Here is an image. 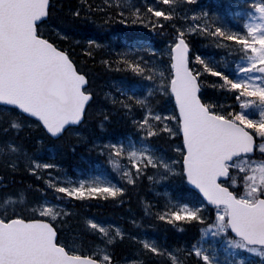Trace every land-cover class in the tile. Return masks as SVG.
<instances>
[{
    "label": "snow or ice",
    "instance_id": "obj_1",
    "mask_svg": "<svg viewBox=\"0 0 264 264\" xmlns=\"http://www.w3.org/2000/svg\"><path fill=\"white\" fill-rule=\"evenodd\" d=\"M195 6L197 0H70L67 6L64 0H0V164L9 170L0 172V185L7 188L9 175L18 170L40 180L41 170L59 169L40 159L41 149L46 141L84 140L80 129L93 110L101 129L126 117L134 136L90 144L124 183H63L49 172L46 187L37 184L36 190L124 203L128 186L136 190L145 178L166 188L179 181L185 186L179 195L164 192L162 205L143 200L144 212L162 225L180 231L195 226L200 233L187 248L170 247L88 218L85 235L99 243L81 236L79 244L92 245L86 249L65 236L71 209L61 196L50 201L42 195L33 202L23 194H5L0 195V264H189V257L196 264H253L245 253L258 254L264 264V0H240L241 29ZM88 22L172 32L164 48L111 49L97 58L99 50L108 49L102 37H85L82 44L76 39ZM193 36L239 54L235 70L226 72L227 64L193 53ZM66 42L108 71L131 72L149 83L113 80L101 101L95 77ZM208 88L225 102L214 100ZM158 97L174 98L172 110H158ZM130 222L142 227L135 218ZM125 240L134 252L118 257L115 247Z\"/></svg>",
    "mask_w": 264,
    "mask_h": 264
},
{
    "label": "trees",
    "instance_id": "obj_2",
    "mask_svg": "<svg viewBox=\"0 0 264 264\" xmlns=\"http://www.w3.org/2000/svg\"><path fill=\"white\" fill-rule=\"evenodd\" d=\"M59 3V0H57ZM70 2V0H64L65 5ZM72 3L75 2V0H71ZM97 3H100L101 0H96ZM147 2H153L152 0H148ZM200 0H197V7H201L204 10H207L209 14H217L220 16L219 13L223 17L226 16V13L228 12V9L224 7V5L220 4H213L212 1L207 2L205 4V0H201V4L199 3ZM166 7V6H164ZM220 7V8H219ZM60 15H63V12L59 13ZM222 16H220L222 18ZM124 29L123 25L119 22H111L105 25H100L99 22L92 23L88 22L86 25H83V27L80 29V35L76 37L77 40L81 41V44L83 43V39L85 37L87 38H96V37H102V42L106 43L108 45V49H101L97 53V58H99V55L101 52H104L107 54L108 50L115 49V50H122L125 48H147L148 46H153L156 48H164V38L168 37V34L172 32V29L169 27L166 29V31L162 34H156L152 31V29L144 27L142 25H127ZM171 29V30H170ZM166 35V36H164ZM198 37L196 44L193 41L194 39L191 38V50L193 53H196L198 48L201 46L204 47L205 51L209 54V56H215V57H225L228 52L226 49L217 48L215 45L209 43L207 40L203 39L202 37ZM66 47H69L70 49H75V55L74 58L81 61V66L91 73L95 77V83L98 86L97 91L99 93L100 98H102L103 92L111 90L105 85L110 84L113 80L122 79L126 83H128L129 86H131L134 83H142V84H148L147 81H140L139 77H136L131 72H122V71H108L104 68V66L98 62L94 63L91 58H86L84 53L81 52L80 46L76 45L73 42H66ZM199 46V47H198ZM203 51V50H202ZM201 52V51H199ZM145 55V58H147L146 53H141ZM237 57V56H233ZM163 61H167V56L162 57ZM163 67V65H161ZM209 80H217L215 77H212L209 75ZM219 79V78H218ZM207 92L209 95H212L214 100H219V102L224 103L225 97L221 96L219 92H217L214 89L208 88ZM174 105L172 98L169 99L168 97H158V103L155 104V107L158 110H165V111H171L172 106ZM100 117L95 115V110H93V114L89 122L84 125L82 128L85 130L87 135H90L91 133L88 130V125H91L95 130L97 126L99 125ZM101 131L104 133L105 136H108L111 138L112 136H134V129L128 122V118H121L117 117L115 120L112 121L111 124H108L105 126L104 129H101ZM37 134V131H33L32 135L35 136ZM63 144L60 146L58 154L56 158L51 160V163L58 165H64L66 167H69L70 159L67 157H64V153H69V148L74 145V139L72 137L66 138L65 140L61 141ZM59 142L56 141H46L44 147L41 149L40 153L46 146H58ZM65 149V150H64ZM84 154L88 153L89 155H94V151L88 150L83 151ZM39 153V154H40ZM44 153V152H43ZM45 154V153H44ZM93 157V156H92ZM45 158H47V155L45 154ZM75 164V163H74ZM73 164V165H74ZM9 171L8 169L4 168L2 164H0V172H6ZM40 185V187L44 188V184L41 180H36L34 176H32L30 173H28L26 170H18L14 173H11L9 175L8 179V187L4 188L2 185H0V195L5 194H23L28 200V195L31 192L39 193L36 190V185ZM151 185L149 181L145 178L143 182L139 185V187L136 190H132L130 186V191L127 194V197L124 201V203H119L117 201H114L112 198H109L107 200L103 198H97V199H88L81 201H68L66 197L63 195H58L62 197L63 202H67L68 204L73 208V211L78 214L76 221L69 222L70 225L65 230V236L70 241H76L78 243V246H82L84 248H90L92 247L91 243L89 244H79V239L81 236H85V238L89 241L96 240V237L89 235H85V224L81 221V216H91V217H97V218H104V219H110L114 220L118 224L122 225L125 229H127L130 232H139L140 228L139 226H133L127 221L120 220L121 215H125L127 217H134L138 221H140V225L144 226L147 224L146 227L149 232L155 233L156 237H158L160 240H164L169 246L181 245L186 242H192L195 240L199 235V229L195 226H185L183 231H180L178 229L173 228L170 225H162L161 222L155 221L152 217H149L145 214L144 208H143V197L146 195L148 191V187ZM172 185H175L173 188L174 193H172L173 196L179 195V191L182 186L179 181H176L175 183H172ZM173 192V191H172ZM46 197H48V191L46 192ZM52 193H50L51 197ZM153 199V198H152ZM156 201L152 202L155 205H162L165 201L164 197H158L154 198ZM129 213V214H127ZM133 214V215H132ZM73 223V224H72ZM150 224H155V227H149ZM71 225H73L71 227ZM188 228L190 230L188 231ZM189 234H194V237L191 238ZM165 236L167 238V241L165 239ZM97 243H99L98 240H96ZM182 246V245H181ZM132 246L128 244H118L115 247V253L118 257L127 255L128 251H131Z\"/></svg>",
    "mask_w": 264,
    "mask_h": 264
},
{
    "label": "rangeland",
    "instance_id": "obj_3",
    "mask_svg": "<svg viewBox=\"0 0 264 264\" xmlns=\"http://www.w3.org/2000/svg\"><path fill=\"white\" fill-rule=\"evenodd\" d=\"M152 1L154 3H159V0H152ZM208 1H214V2L225 1L229 6H232L233 14H231L230 21L234 27L242 28V23H243L244 17L242 15L241 16L236 15V13L239 11L237 5L240 3V0H207V2ZM138 2L143 4L145 2V0H138ZM195 7H197V6H195ZM123 28L127 29L125 25H123ZM164 36H166V35H164ZM192 38L194 39L193 41L196 44L198 37L193 36ZM166 39L167 38L165 37L164 41H166ZM164 45H165V42H164ZM197 45L198 44H196V46ZM199 51H201V52H199ZM196 53H200V54H203L205 56H209V54L205 51L204 47L201 46V44H200V47L198 48ZM235 55L239 56V54H237V53H232L231 55H229V54L226 55V58L223 59L219 55V57L218 56L215 57V60L218 61L221 65H224V64L228 65L226 72H233L235 70V63L237 60L236 59H230L229 60V58H231ZM215 78L218 79L217 77H215ZM120 80H122V79H117L116 81H120ZM145 85H147V84H145ZM100 99H101V101H103V95H102V98H100ZM88 130L91 133L90 135H87L85 130H83V129L80 130L84 140H81L78 142V138L73 136L74 137L73 138L74 139V145L69 148V150H70L69 153H67V154H66V152L64 153V157L69 158L70 159L69 162L72 163V164H70L69 167L61 165L59 169H43V170H41L42 172L45 173V175L40 180L42 181V183L44 184L45 187H46V185L44 183V180L48 179L47 173H49V172L52 173V178L59 176L60 182H63V183H68V182L78 183L80 180H84L86 183V186H87V185L92 184V183H104L107 181H111L113 183V181H114L113 178H117L118 183H124L122 180H120L118 174L113 171L112 165H110L109 163H105L104 159L106 158V155H101L95 149L90 148V144L94 139H104V133L101 131V128L99 127V125L97 126L96 130L91 125H88ZM73 148L75 150H73ZM77 149L78 150H92V151H94V152H92V153H94V155H92L93 157L90 156V158H92L94 160L98 159V161L92 162V160L89 157L85 156L83 152H80L79 158H80L81 162H84V164L78 165L79 159L77 156ZM57 153H58V148H54L53 150H51L52 156H56ZM39 157L42 161L51 163V160L48 157L45 158V154L43 153V151L39 154ZM74 171H76L77 174L75 176H72L71 173ZM114 183H116V181H114ZM128 187L130 189V186H128ZM170 190H171L170 187L166 188L163 184L154 185L152 183V185H149L148 191H147L146 195L143 197V200L155 202L156 200L154 198H158L162 193H164L166 191H170ZM157 193H159V195ZM42 195L43 194H41V193L37 194L36 192H31L28 195V201L34 202L37 198L41 197ZM85 198H89V197L86 196ZM68 199L70 201H73L74 198H68ZM127 214H129V213H127ZM77 216H78V214L73 211V212H71V216L68 218H69L70 222H72V220L73 221L79 220V219L75 218ZM88 218H94V217L82 215L80 219H81L82 223H84V221ZM132 218H134V217L133 216L127 217L125 215L120 216V220L127 221L130 224H131L130 221ZM97 221L103 222L105 224H113V223L105 222V221H99V220H97ZM70 222H69V225H70ZM118 225H120V224H118ZM146 225L147 224H145L144 226H146ZM72 226L73 225H71V227ZM144 226H142L139 229L140 230L139 232H133V233L134 234L135 233H141L142 234ZM144 228H146V227H144ZM125 230L128 231L127 229H125ZM165 239L167 241L166 236H165ZM206 239H207L208 243H211V238H206ZM161 243H164L166 246H169L164 240H162ZM186 243H184V244H186ZM123 244H128V245L132 246L131 251H128V253H127V255H131L134 252V245L128 240H125V242ZM181 245L174 244L173 246L174 247H184L183 244H181ZM205 246H207V244H205ZM245 255L252 259L253 264H260V261L262 260V258L258 254H255V253H245ZM188 259H189V264H196V261L192 257H189Z\"/></svg>",
    "mask_w": 264,
    "mask_h": 264
},
{
    "label": "flooded vegetation",
    "instance_id": "obj_4",
    "mask_svg": "<svg viewBox=\"0 0 264 264\" xmlns=\"http://www.w3.org/2000/svg\"><path fill=\"white\" fill-rule=\"evenodd\" d=\"M193 258V257H192Z\"/></svg>",
    "mask_w": 264,
    "mask_h": 264
}]
</instances>
